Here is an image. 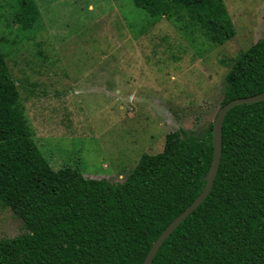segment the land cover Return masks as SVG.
Wrapping results in <instances>:
<instances>
[{
  "label": "trees",
  "instance_id": "16d2710c",
  "mask_svg": "<svg viewBox=\"0 0 264 264\" xmlns=\"http://www.w3.org/2000/svg\"><path fill=\"white\" fill-rule=\"evenodd\" d=\"M151 17L186 14L223 45L234 29L222 0H132ZM39 19L21 0L13 23ZM264 92V37L240 53L224 78L221 106ZM212 125L183 129L144 154L121 184L53 170L26 125L16 82L0 53V206L25 233L0 240V264H142L164 229L201 193L213 155ZM151 264H264V100L235 106L222 128V152L207 198L170 234Z\"/></svg>",
  "mask_w": 264,
  "mask_h": 264
},
{
  "label": "rangeland",
  "instance_id": "374dc122",
  "mask_svg": "<svg viewBox=\"0 0 264 264\" xmlns=\"http://www.w3.org/2000/svg\"><path fill=\"white\" fill-rule=\"evenodd\" d=\"M0 0V53L38 151L53 170L121 184L144 154L183 129L201 137L238 55L264 37V0H222L234 29L211 43L186 14L149 16L132 0H32L33 27ZM0 206V240L23 233Z\"/></svg>",
  "mask_w": 264,
  "mask_h": 264
},
{
  "label": "water",
  "instance_id": "95a60500",
  "mask_svg": "<svg viewBox=\"0 0 264 264\" xmlns=\"http://www.w3.org/2000/svg\"><path fill=\"white\" fill-rule=\"evenodd\" d=\"M264 100V92L247 97L232 100L225 105L221 106L217 112L215 120L212 124V146L213 155L212 161L207 175L204 177L205 186L201 193L195 198V200L179 215L177 216L159 235L156 241L151 246L142 264H151L157 251L162 246L164 241L170 236V234L181 224L209 195L212 190L217 171L219 168L222 152V128L226 114L229 110L235 106L242 104H252Z\"/></svg>",
  "mask_w": 264,
  "mask_h": 264
}]
</instances>
